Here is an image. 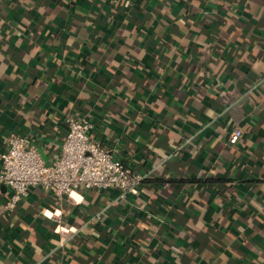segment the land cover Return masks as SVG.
<instances>
[{
  "label": "crops",
  "instance_id": "crops-1",
  "mask_svg": "<svg viewBox=\"0 0 264 264\" xmlns=\"http://www.w3.org/2000/svg\"><path fill=\"white\" fill-rule=\"evenodd\" d=\"M131 3L0 0V155L15 134L50 164L88 118L146 176L8 213L1 188L0 264H264V0Z\"/></svg>",
  "mask_w": 264,
  "mask_h": 264
},
{
  "label": "built area",
  "instance_id": "built-area-1",
  "mask_svg": "<svg viewBox=\"0 0 264 264\" xmlns=\"http://www.w3.org/2000/svg\"><path fill=\"white\" fill-rule=\"evenodd\" d=\"M67 125L66 139L50 164L44 162L27 137L11 134L5 139V150L0 155V189L9 188L12 194L3 207L4 213L14 210L35 187L53 192L60 200L69 199L78 190L138 194L146 176L125 167L110 150L91 140L90 119L71 116ZM241 137L242 132L235 130L230 145L238 144Z\"/></svg>",
  "mask_w": 264,
  "mask_h": 264
},
{
  "label": "trees",
  "instance_id": "trees-1",
  "mask_svg": "<svg viewBox=\"0 0 264 264\" xmlns=\"http://www.w3.org/2000/svg\"><path fill=\"white\" fill-rule=\"evenodd\" d=\"M127 2H132L131 3L133 5V7H142V6H146L147 4L151 3L153 0H125ZM245 1H251V0H245Z\"/></svg>",
  "mask_w": 264,
  "mask_h": 264
},
{
  "label": "water",
  "instance_id": "water-1",
  "mask_svg": "<svg viewBox=\"0 0 264 264\" xmlns=\"http://www.w3.org/2000/svg\"><path fill=\"white\" fill-rule=\"evenodd\" d=\"M4 189H6V187H3Z\"/></svg>",
  "mask_w": 264,
  "mask_h": 264
}]
</instances>
